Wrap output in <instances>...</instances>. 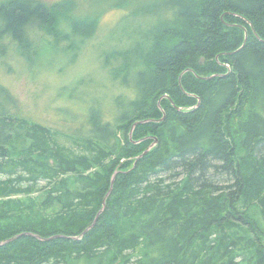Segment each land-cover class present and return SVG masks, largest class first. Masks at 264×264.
<instances>
[{"label":"trees","instance_id":"obj_1","mask_svg":"<svg viewBox=\"0 0 264 264\" xmlns=\"http://www.w3.org/2000/svg\"><path fill=\"white\" fill-rule=\"evenodd\" d=\"M119 1L100 63L130 94L111 111L66 136L0 84V242L33 235L0 264H264V0ZM77 9L2 1L0 60L73 62L109 11Z\"/></svg>","mask_w":264,"mask_h":264},{"label":"rangeland","instance_id":"obj_2","mask_svg":"<svg viewBox=\"0 0 264 264\" xmlns=\"http://www.w3.org/2000/svg\"><path fill=\"white\" fill-rule=\"evenodd\" d=\"M5 0H0V3ZM53 4L63 0H42ZM81 15L103 8L108 11L101 20L96 39L86 46L81 55L72 60H61L56 64L41 58L36 63L12 54L0 60V84L8 88L19 101L22 112L35 120L60 131L63 135H75L79 127L91 119V105L103 112L111 111L114 97L126 89L115 86L108 72L101 67L100 53L108 47V34L115 29L116 37L125 34V8L111 9L119 0H74ZM154 0H132L131 9L138 5L151 4ZM159 1V0H156ZM111 9V10H110ZM129 29L131 25L128 24ZM94 105V104H93ZM92 105V106H93ZM67 145L70 143L66 140Z\"/></svg>","mask_w":264,"mask_h":264},{"label":"water","instance_id":"obj_3","mask_svg":"<svg viewBox=\"0 0 264 264\" xmlns=\"http://www.w3.org/2000/svg\"><path fill=\"white\" fill-rule=\"evenodd\" d=\"M238 16H240V17H243V16H241V15H238ZM222 20L224 19V16H222V18H221ZM227 25H229V26H234V25H231V24H227ZM247 42H248V34H247V32H246V39H245V42H244V45H243V47L241 48V49H243L245 46H246V44H247ZM240 49V50H241ZM240 50H238V51H240ZM237 51V52H238ZM183 76V75H182ZM182 76H181V78H182ZM215 76H212V77H206V78H203V79H212V78H214ZM181 78H180V84H181ZM172 103V105H173V107L177 110V111H179V112H182V111H184V109L183 108H181V107H178V106H176L175 105V103L172 101L171 102ZM200 105H201V99H199V103H198V105H197V107L196 108H199L200 107ZM166 118H167V114L164 112L163 113V117L161 118V119H157V120H152V119H149V120H145V121H139V122H136L135 124H134V126H133V129H132V132H131V137H132V134H133V131H134V129L136 128V126L138 125V124H143V123H148V122H158V123H162V122H164L165 120H166ZM155 139V141H154V143L141 155V156H139L137 159H136V162H135V166L137 165V163H138V161L140 160V159H142L144 156H146L150 151H151V149L152 148H154L158 143H159V140H158V138H154ZM144 140H147V138L146 139H143V140H141V141H137V142H134L135 144H137V143H140V142H142V141H144ZM118 175V173L116 172L114 175H113V178H112V185H111V190H110V192L108 193V195H107V197L109 196V194L112 192V190H113V186H114V183H115V179H116V176ZM107 197H106V199H107ZM106 199H105V201H104V207H105V202H106ZM103 211V210H102ZM101 211V212H102ZM89 230V229H88ZM26 235H31V236H33L32 234H22V235H19V236H17V237H14V238H12V239H10V240H7V241H4V242H0V247L1 246H4V245H6V244H8V243H10V242H12V241H14V240H16V239H18V238H21L22 236H26ZM37 238H39V239H41V240H51V239H54V238H62V237H64V236H62V235H58V236H55V237H52V238H49V239H43V238H40L39 236H36Z\"/></svg>","mask_w":264,"mask_h":264}]
</instances>
